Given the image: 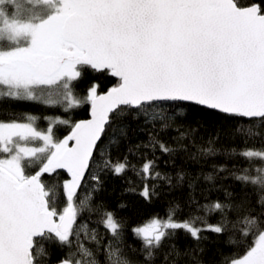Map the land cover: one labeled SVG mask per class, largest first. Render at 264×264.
<instances>
[{
	"label": "snow or ice",
	"instance_id": "obj_1",
	"mask_svg": "<svg viewBox=\"0 0 264 264\" xmlns=\"http://www.w3.org/2000/svg\"><path fill=\"white\" fill-rule=\"evenodd\" d=\"M85 66L108 70L118 83L105 94H98L93 84L84 99H78L74 82ZM3 98L61 104L65 111L86 101L91 118L72 124L71 133L60 140L54 138V127L68 120L51 118L41 131L31 114L0 119V264H53L46 245L62 253L55 264H156L160 256L164 264L170 256L176 257L174 264L187 256L193 264H204L194 253L203 254L205 232L226 236L228 244L237 243L234 236L243 242L241 254H222L213 264H264V168L255 169L254 176L247 168L233 170L230 174L243 186L240 196L226 192V200L200 205L205 216L177 220L176 210L170 209L165 217L153 216L132 228L140 242L139 260L125 255V248L132 253L137 249L125 244L123 221L91 203L105 173L134 171L143 181L138 194L147 201L155 195V185L148 181L171 183L170 177L155 171V158L142 154L137 168L128 156L113 161L108 148L99 149L116 119L128 117L140 122L139 128L171 129L177 119H187L193 106H202L235 120L234 131L243 132L245 142L264 139V133L242 127L264 128V0H0ZM119 130L126 136L129 126ZM191 132L190 127L180 131L175 148L152 134L147 145L137 148L166 155L188 152L184 140ZM213 143L200 147L199 155L215 154ZM98 150L100 163L94 158ZM233 154L264 161V151L254 148ZM189 158L195 161L197 156ZM36 164L38 169L28 174L26 169ZM93 165L94 187L77 202ZM58 169H66L71 177L62 185V210L55 207L53 189L42 179ZM183 178L177 174L178 182ZM249 186L258 193L255 205L244 191ZM86 209L99 213L98 227H89L90 220L78 221ZM215 213L220 219L208 223L205 217ZM180 232L197 247L180 250L174 242ZM166 241L168 251L161 253Z\"/></svg>",
	"mask_w": 264,
	"mask_h": 264
},
{
	"label": "trees",
	"instance_id": "obj_2",
	"mask_svg": "<svg viewBox=\"0 0 264 264\" xmlns=\"http://www.w3.org/2000/svg\"><path fill=\"white\" fill-rule=\"evenodd\" d=\"M241 2H245V0H241ZM117 83L118 78L113 77L108 70L96 71L85 66L81 78L74 82V95L83 100L93 84L97 85V93H101ZM65 107L61 104L50 106L36 101H17L3 98L0 99V119L8 120L13 115L31 114L37 117L36 126L41 131L47 129L51 118L58 117L68 120L70 121L69 124H58L54 127V138L60 140L69 135L72 124L89 116L90 104L85 101L79 107L67 111H65ZM179 111L184 112L186 110L180 109ZM139 123L128 117L116 119L99 142V149L108 148L113 161L123 160L125 156H128L131 164L136 165L137 168L143 163L142 154L149 159L155 158V171L160 172L162 176L170 177L171 183L168 180L148 181L149 184L155 185V195L150 201H147L138 194L143 187V181L134 171L129 170L122 176L105 173L102 177L103 186L94 193L91 202L93 208L101 205L107 210L113 211L117 218L123 221L125 244L133 245L137 249L136 253H132L125 248V255L133 260L140 259V242L133 237L132 228L153 216L163 218L170 209L176 210L177 220L188 219L191 216H205L203 210L200 209V205L217 200H226V192H233L237 197L240 196L243 186L230 174L233 170L247 168L250 170V174L254 176L256 175L255 169L264 168V161L259 158L247 161L243 157L233 154V150L239 152L245 148L264 151V139L254 137L245 142L243 132L235 133L234 131L236 121L228 119L218 111L202 106H193V110L189 111L187 119H177L172 123L171 129L162 130L159 125H156L155 128L148 126L139 128ZM124 125L129 126L126 136H122L119 130ZM189 127L192 132L184 140L185 143L190 145L188 152L180 150L178 154L166 155L158 149L153 153L150 148H137V145L148 144L150 134L156 135L175 148L177 147L174 142L175 138L179 136L180 131H187ZM242 127L245 130L251 128L253 132L264 133V128H260L259 125L252 127L245 123L242 124ZM193 137L195 138V144H192ZM113 138L118 143L111 144L110 141ZM209 140L214 141L212 147L216 149L215 154L200 156L197 150L200 147H207ZM130 152L132 154H129ZM190 154L196 155L197 159L195 161L191 160L189 158ZM94 158L97 163L101 162L99 150L94 153ZM38 167L39 164H36L27 168L26 172L32 174ZM220 168H223L224 171L218 172L217 170ZM96 172L95 165L87 171L82 181V187L77 193V202L84 197L86 192L93 189L94 181L91 180V175ZM178 173L184 175L182 182L177 181ZM209 174L213 175L212 180L205 179ZM42 179L48 187L53 189L55 207L62 210L66 203L62 185L65 180H68L67 174L64 171L56 170L51 175H44ZM132 188H135L136 191H129ZM244 191L248 193L250 203L255 205L258 193L251 186L244 189ZM233 216L234 213L230 212L229 218L231 219ZM98 219V212L88 211L87 209L78 217V221H92L89 227L93 228L98 227L95 223ZM205 219L208 223L215 224L220 219V214L215 213L206 216ZM99 231L103 233L104 229L99 227ZM203 235L207 237V240L200 244V247L204 248V252L203 254L195 252L194 255L201 259L204 264H213L214 261H219L222 254H241L243 251V242L239 237H233L237 243L228 244L226 243V236H217L210 232H205ZM174 242L182 251L197 247L196 243L183 232L178 234ZM168 243L165 242V247L160 250L161 253L168 251ZM46 247L53 253L51 260L55 263L62 253L54 246L46 245ZM175 260V256H170L168 264H174ZM156 264H164L162 256L156 260ZM179 264H193V260L191 256L181 257Z\"/></svg>",
	"mask_w": 264,
	"mask_h": 264
},
{
	"label": "water",
	"instance_id": "obj_3",
	"mask_svg": "<svg viewBox=\"0 0 264 264\" xmlns=\"http://www.w3.org/2000/svg\"><path fill=\"white\" fill-rule=\"evenodd\" d=\"M112 87H113V86H112ZM110 88H111V87H110ZM110 88H108L106 91H103V92L98 93V94H105V93H107V91H108ZM90 111H91V107H89V116H88L87 118H83V119H80V120H78V121H81V120H88V119H90V118H91ZM78 121H77V122H78ZM71 130H72V129H71ZM70 133H71V131H70ZM70 133H69V134H70ZM72 144H73V142L70 141L69 146H72ZM58 170L64 171V172L67 174L68 179L71 178V177H70V174L67 172L66 169H58ZM86 174H87V171H86V173H85V176H86ZM84 178H85V177H84ZM83 180H84V179H83ZM83 180H82V181H83ZM53 264H55V263H53Z\"/></svg>",
	"mask_w": 264,
	"mask_h": 264
}]
</instances>
